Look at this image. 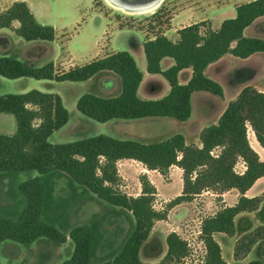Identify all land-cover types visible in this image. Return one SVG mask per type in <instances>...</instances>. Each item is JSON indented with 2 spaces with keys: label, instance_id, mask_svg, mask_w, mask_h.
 Here are the masks:
<instances>
[{
  "label": "trees",
  "instance_id": "1",
  "mask_svg": "<svg viewBox=\"0 0 264 264\" xmlns=\"http://www.w3.org/2000/svg\"><path fill=\"white\" fill-rule=\"evenodd\" d=\"M263 18L264 0H253L238 6L235 17L224 20L217 30H204L205 22L195 23L178 30L176 41L159 35L145 42L147 73L163 77L170 86L169 93L160 99H142L139 96L144 73L128 51L96 59L63 74H57L52 62L33 67L19 59L2 56L0 76L10 80L31 78L86 82L109 72L119 77L121 92L113 97L81 96L77 109L83 115L100 123L146 118L186 122L192 117V97L195 93L206 92L224 97L223 87L206 74L212 64L227 55L248 59L255 54H264V39L245 34L248 28ZM14 22H19L20 26L14 28ZM0 29H11L29 42H52L56 38L55 27L41 24L25 1H16L0 13ZM169 58L174 64L164 70L162 62ZM183 70L192 71L187 84L179 81ZM0 114L13 115L17 123L15 134L0 135V175L30 171L39 175L20 185L26 205L17 219L0 214V248L5 241L28 245L46 238L55 244H65L70 239L75 246L74 252L60 264H188L189 244L176 232L167 236V253L160 262L142 261L140 253L143 244L149 239L156 222L167 220L168 214L155 209L158 192L147 174L141 176L142 192L139 196H129L120 190L122 178L118 163L121 160L140 162L148 170L157 171L165 177L173 166L183 170L182 194L170 202L169 210L192 202L205 191L219 196L234 189L239 192L235 205L224 206L203 221L201 240L206 247V256L202 264H228L215 235L235 237L237 217L258 211L264 202V194L254 198L246 196L247 191L264 178V160L249 140V131L252 130L264 149V92L255 87L243 88L237 98L228 104L218 122L202 130L201 146L189 145L181 134L155 143L97 135L52 144L50 137L68 123L69 112L58 94L38 90L0 96ZM240 164L244 166L243 171L238 170ZM53 172L67 175L100 200L132 213L135 229L116 257L95 263L92 259L93 235L88 227L76 226L67 235L43 220L45 184L40 176ZM263 240L264 226L244 234L235 245V259H246ZM248 264L264 262L252 260Z\"/></svg>",
  "mask_w": 264,
  "mask_h": 264
},
{
  "label": "rangeland",
  "instance_id": "2",
  "mask_svg": "<svg viewBox=\"0 0 264 264\" xmlns=\"http://www.w3.org/2000/svg\"><path fill=\"white\" fill-rule=\"evenodd\" d=\"M23 1L27 2L41 24L55 27L56 38L52 42H29L17 35H11L8 44L11 53L9 57L19 54L34 56L36 67L52 62L57 74H63L119 51L130 52L141 71L146 72L147 60L143 49L145 42L159 35H166L176 41L178 30L195 23L205 22L204 30H217L224 20L235 17L238 6L253 0H164L157 10L147 14L122 11L110 0ZM13 2L14 0H0V9L11 6ZM246 35L264 39V18L254 23ZM169 62L174 63L169 58L164 66L168 67ZM242 62L233 56H226L210 69L209 75L223 84L226 97L221 100L220 97L202 92L196 94L193 98L192 117L186 122L157 118L100 123L83 115L77 109L81 96L95 94L111 97L121 92L119 77L109 72H103L86 82H55L31 78L10 80L0 76V96L24 94L32 90L58 94L69 112V121L50 137L52 144L69 143L97 135L155 143L181 134L189 145L199 146L202 130L218 120L221 114L219 109H223L226 99L237 97L246 86L257 85L264 92V66L261 67L260 64H264V54L250 63ZM253 63L260 65L255 73H245L247 79L244 81L233 79L238 78L237 68H248ZM185 77L186 75L183 79ZM142 91L144 97L160 99L169 93L170 86L161 76L148 77ZM16 130L15 117L11 114H0V135H13ZM259 152L264 158V151L260 149ZM243 168V164L238 166L239 171H243ZM118 169L122 178L120 190L129 196H139L142 192L141 176L147 174L150 179L149 173L145 171L148 169L137 161L120 163ZM155 174L160 182L153 183L158 192L154 207L157 211L166 212L168 218L156 222L149 239L142 246V261L160 262L167 253V236L176 232L189 244L190 256L187 263L202 264L206 256V247L201 240L202 223L207 217L220 211L226 203L214 192L205 191L206 194L197 196L193 203L185 202L190 204L169 210L170 202L181 195L183 189L180 190L178 180L170 179V173L166 177ZM36 176H39L38 173L31 171L0 175L1 215L17 219L26 205V199L19 187ZM40 177L45 184L43 220L67 235L76 226L88 227L93 235L92 259L95 263L116 257L135 229L132 213L100 200L61 172ZM211 193L215 195L211 196ZM231 198L229 197L227 203L232 202ZM236 225L235 237L216 234L215 239L220 244L228 264H246L245 259H235V245L244 234L264 225V207L255 216L238 217ZM74 248L70 239L65 244H55L46 238H40L28 245L5 241L0 248V264H60L72 256Z\"/></svg>",
  "mask_w": 264,
  "mask_h": 264
},
{
  "label": "crops",
  "instance_id": "3",
  "mask_svg": "<svg viewBox=\"0 0 264 264\" xmlns=\"http://www.w3.org/2000/svg\"><path fill=\"white\" fill-rule=\"evenodd\" d=\"M16 1H23V0H14V2H16ZM13 2V3H14ZM8 8H10V6L9 7H7V8H1L0 9V13L1 12H4V11H6ZM32 10V9H31ZM254 25V24H253ZM252 25V26H253ZM20 26V24H19V22H14L13 23V27L14 28H18ZM249 29V28H248ZM248 29L246 30V32L248 31ZM246 32H245V34H246ZM11 35H16L15 33H14V31L13 30H11V29H0V57H2V56H10L9 54H11L10 53V51L8 50V44H9V41H10V37H11ZM259 55H261V53H259V54H255V55H253V56H251L250 58H248V59H240V60H242L243 62L242 63H247V62H252V61H254V60H256L258 57H259ZM16 56V57H15ZM227 56H232V55H227ZM11 57H13V56H11ZM226 57V56H225ZM224 57V58H225ZM13 58H16V59H19V60H21V61H23L25 64H27L28 66H33V67H36V64H35V57L34 56H28L27 57V55H22V54H19V55H14V57ZM236 58V57H235ZM223 59V58H222ZM221 59V60H222ZM239 59V58H238ZM220 60V61H221ZM166 61H168V59H165V60H163V62H162V67H163V69L164 70H166V69H168L169 67H171L173 64L171 63V62H169V65H168V67H165L164 66V63L166 62ZM220 61H218V62H220ZM217 62V63H218ZM217 63H214V64H212L208 69H207V71H206V74H207V76L209 77V78H211V79H213L214 81H216V82H218L222 87H223V89H224V97H226V94H225V88H224V86H223V84L218 80V79H216V78H214V77H211L210 75H209V71H210V69L214 66V65H216ZM261 64V67H263L264 66V64H262V63H260ZM84 65V64H83ZM83 65H81V66H83ZM260 67V65L258 64V63H253V64H251L250 66H248V68H247V66L245 67V66H240L239 68H237L236 69V73L238 74V78H233V74H234V72H235V70H234V72H232V78L234 79V80H238V81H244V80H246L247 78H246V76L247 75H245V73H248V74H250V73H255L256 71L255 70H257L259 67ZM246 68L248 69V70H246ZM143 73H144V80H143V83L141 84V86H140V88H139V96L142 98V99H153L152 97H149V96H147V97H144V96H142V90H143V85H144V83H145V81L148 79V77H158V75H150V74H148L147 73V71L145 72V71H142ZM184 75H186V77H185V79H183V76ZM241 75H242V77H241ZM191 76H192V71L191 70H183L181 73H180V75H179V81H180V83L181 84H187L188 82H189V80L191 79ZM22 79V78H21ZM149 79H151V78H149ZM254 87L255 88H257V89H259L260 87L259 86H257V85H254ZM259 91H261L260 89H259ZM262 92V91H261ZM198 93H200V92H198ZM198 93H195L194 95H193V97H192V105H193V98H194V96L196 95V94H198ZM202 93H204L205 95H212V94H209V93H206V92H202ZM240 93V92H239ZM239 93L237 94V96L239 95ZM203 94V95H204ZM117 96V95H116ZM111 97H113V96H111ZM224 97H222L221 98V100L222 99H224ZM237 97H234V98H232V99H226L225 100V102H224V104H223V109L221 108V109H219L220 110V112H221V114H220V116L222 115V113L224 112V110L227 108V106H228V104L231 102V101H233V100H235ZM153 100H155V99H153ZM193 114V113H192ZM220 116H219V118H220ZM219 118H218V120H219ZM146 119H157V118H146ZM139 120H141V119H139ZM218 120L215 122V123H217L218 122ZM215 123H213V124H215ZM249 140H250V144H251V146L253 147V149L259 154V156H260V158L262 159V160H264V158H262L261 157V154H260V149L261 150H263L264 151V149L260 146V144L257 142V140H256V137H255V134L253 133V131L252 130H250L249 131ZM199 146H201V145H199ZM129 161H134V160H121L119 163H118V165H120V163H123V162H129ZM136 162V161H135ZM244 169V168H243ZM145 171H147L149 174V177H150V179H151V181H152V183H156V182H160V179H159V177L155 174V173H158V174H160L159 172H157V171H149V170H145ZM170 174H169V177H170V179L171 180H173V181H176V180H178L179 182H180V190L181 189H183V170L182 169H180L179 167H177V166H173L171 169H170V172H169ZM151 175H153V176H151ZM161 176V175H160ZM140 191H142L141 189H140ZM207 193H210L209 191L207 192ZM203 194H206V192H203ZM203 194H201V195H199V196H202ZM264 194V178H261V179H259L256 183H255V185L249 190V191H247V193H246V196L247 197H249V198H254V197H259V196H262ZM215 194H213V193H211V196H214ZM220 197H222L223 198V200H222V202H224V203H226L225 204V207L226 206H233V205H235L237 202H238V197H239V192L237 191V190H231V191H228V192H226L225 194H223L222 196H220ZM229 197H232L231 199H230V201H232L231 203H227L228 201H229ZM208 200H210V197H209V199ZM191 203H193V202H191ZM186 204H190V203H182V204H180V205H178L177 207H183V206H185ZM263 207H264V202L262 203V205H261V207H260V209L258 210V211H256V212H254V213H245V214H241V215H239L238 217H240V216H242V215H253V216H255V215H257L258 213H260L261 212V210L263 209ZM237 217V218H238ZM260 226H264V225H260ZM247 262H246V264H248L250 261H252V260H262L263 262H264V240L263 241H261V242H259L254 248H253V250H252V252L249 254V256L245 259Z\"/></svg>",
  "mask_w": 264,
  "mask_h": 264
},
{
  "label": "bare ground",
  "instance_id": "4",
  "mask_svg": "<svg viewBox=\"0 0 264 264\" xmlns=\"http://www.w3.org/2000/svg\"><path fill=\"white\" fill-rule=\"evenodd\" d=\"M118 9L125 12L147 14L159 8L164 0H110ZM113 5V4H112ZM117 9V8H116Z\"/></svg>",
  "mask_w": 264,
  "mask_h": 264
}]
</instances>
